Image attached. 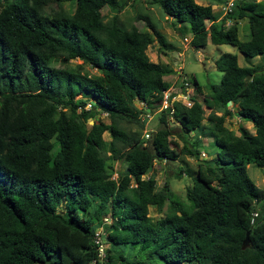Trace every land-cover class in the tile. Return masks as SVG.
Masks as SVG:
<instances>
[{"label": "trees", "instance_id": "1", "mask_svg": "<svg viewBox=\"0 0 264 264\" xmlns=\"http://www.w3.org/2000/svg\"><path fill=\"white\" fill-rule=\"evenodd\" d=\"M51 1L55 7L47 9ZM146 1L183 25L191 46L230 43L246 62L228 51L214 58L221 75L203 96L206 116L193 95L189 106L173 103L178 150L168 141V109L158 111L144 143L139 135L144 109L134 101L154 110L170 85L163 76L174 72L148 57L154 40L163 48L171 43L146 15L142 28L120 21L118 0H73L71 11L60 0H0V264H89L96 254L92 233L104 216L106 264L138 263L128 256L132 250L172 264H264V187L245 168L264 165V8L259 0H233L225 24L211 3ZM102 5L114 12L106 17ZM243 17L249 34L240 39ZM254 56L261 61L251 63ZM72 58L98 73L75 69ZM228 102L252 131L239 125L235 133L223 123L233 112ZM203 133L220 150L203 172L187 171L185 200L166 182L157 188L146 175L153 161L197 156ZM106 151L124 161L114 177ZM166 200L161 216L149 215V205L160 212Z\"/></svg>", "mask_w": 264, "mask_h": 264}, {"label": "rangeland", "instance_id": "2", "mask_svg": "<svg viewBox=\"0 0 264 264\" xmlns=\"http://www.w3.org/2000/svg\"><path fill=\"white\" fill-rule=\"evenodd\" d=\"M123 1V6L115 11L120 21L125 25L135 24L138 27L146 28L142 18V14L146 15L150 22H152L165 36L166 41L171 43L170 47L163 48L159 47L157 42L154 40L148 45L146 52L148 57L152 61H161L168 63L171 67H174V72L164 75L163 77L169 81L172 87L180 88L181 92H188L189 95H193L200 102H202L203 96L208 92V85L210 83L217 82L221 75V71L214 67L213 60L221 52H233L237 56L239 64H245L243 54L236 48L235 45L230 43L214 44L207 41L201 46H191L189 43L190 32L188 30L183 31V25H173L169 21V17L166 16L159 6L150 4L146 0H118ZM200 3H211L214 13L217 15V20L224 21L228 24L232 21L231 18H226L225 13L221 11V4L224 0H196ZM259 8H264V0H259ZM62 7L71 11L73 7V0H60ZM55 1H51L47 7L54 8ZM100 12L105 14L106 17L112 14L114 11L108 5H102ZM183 29V30H182ZM237 34L240 39H245L249 34V27L245 17L237 19ZM261 57L254 56L250 59L251 63L259 62ZM75 69L87 72L89 74L98 73L95 67L90 66L88 63L82 62L79 58H72L69 62ZM186 78L189 84L180 86L181 78ZM199 83L200 91L195 89L193 82ZM182 97L178 99V102L182 101ZM135 105L140 106V101L135 100ZM88 105V104H86ZM228 107L232 109L230 115H225L223 123L235 133H238L237 127L239 125L245 126L248 130L252 131L253 127L249 120H245L239 117L235 112V107L230 102L227 103ZM204 116L209 112L210 108L207 107L203 102ZM174 109V108H173ZM174 111V110H172ZM220 110L217 111L219 113ZM101 119L107 121L105 114H99ZM158 112L155 111L151 114L149 120L146 121L144 127L139 130L140 137H143L145 129H155L157 122ZM174 113H169L168 124L171 129V134L168 138L169 145L178 150L181 147V140L179 139L177 132L179 131V124ZM203 122L206 123L204 118ZM87 123H90V119H87ZM127 126H129L127 124ZM196 131V130H194ZM194 132H189L192 135ZM105 140H108L109 135L106 131L102 133ZM146 140L143 138L142 142ZM199 154L197 156L192 154L180 153L178 158L175 160H154L152 168L146 173V175H152L156 182V187H160L164 182L168 184L169 189L172 191L180 200H185L184 189L191 181L190 174L187 172L195 173L196 171L203 172L205 163L209 158L215 156L216 152L220 149L216 147L211 141V137L206 133L201 134L200 144L198 146ZM105 161L109 165L112 176H115L117 172L124 169V161L120 159H111L110 155L106 151ZM245 168L248 176L258 186L264 187V165H257L254 162L245 163ZM145 175V176H146ZM167 200L163 203L160 212L154 205H149L148 212L152 217H156L164 213L167 209ZM62 208V205L59 206ZM257 208V206H256ZM128 253V249H126ZM129 257L132 261L133 257L139 258L138 263L130 264H172L171 262L164 261L160 256L156 254L148 255L147 253L138 254L135 251H129ZM179 264H194L192 262H185Z\"/></svg>", "mask_w": 264, "mask_h": 264}, {"label": "built area", "instance_id": "3", "mask_svg": "<svg viewBox=\"0 0 264 264\" xmlns=\"http://www.w3.org/2000/svg\"><path fill=\"white\" fill-rule=\"evenodd\" d=\"M233 5V0H225L224 3L221 4V11L223 13H226L230 11L231 7ZM180 86H187L189 84L188 80L186 78L180 79ZM180 88L172 87V85H169L165 90L162 91V94L160 96V99L158 101V106L154 110H150L148 107H145V104L143 102H140V106L144 109L143 112L140 113V119L144 122V125L147 120L151 117V114L155 111H160L161 109H168V113H172L173 110V103L175 101H178L179 98H183L182 101H180L181 104L185 106H189L191 104L190 95L188 92H181L179 91ZM88 104V103H87ZM86 105L85 107H87ZM150 128L145 129L143 132V138L146 139L149 137ZM144 143V142H143ZM114 177V176H113ZM258 217V209L253 208L249 211V223L253 224ZM101 224L96 226L92 233V241L95 244L96 254L95 257H93L89 264H106V257H105V230L103 227L104 222H108L109 218L107 216H104L102 218Z\"/></svg>", "mask_w": 264, "mask_h": 264}, {"label": "water", "instance_id": "4", "mask_svg": "<svg viewBox=\"0 0 264 264\" xmlns=\"http://www.w3.org/2000/svg\"><path fill=\"white\" fill-rule=\"evenodd\" d=\"M247 243H248V233L246 232L245 235H244V237H243V239H242V242H241V248L246 247L247 246Z\"/></svg>", "mask_w": 264, "mask_h": 264}, {"label": "crops", "instance_id": "5", "mask_svg": "<svg viewBox=\"0 0 264 264\" xmlns=\"http://www.w3.org/2000/svg\"><path fill=\"white\" fill-rule=\"evenodd\" d=\"M178 25H179V24H177V26H178ZM173 69H174V67H173ZM161 215H162V214H160V215H157V217H158V216H161Z\"/></svg>", "mask_w": 264, "mask_h": 264}]
</instances>
